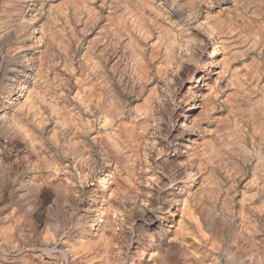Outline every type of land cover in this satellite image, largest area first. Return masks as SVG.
I'll use <instances>...</instances> for the list:
<instances>
[{
    "label": "rangeland",
    "instance_id": "rangeland-1",
    "mask_svg": "<svg viewBox=\"0 0 264 264\" xmlns=\"http://www.w3.org/2000/svg\"><path fill=\"white\" fill-rule=\"evenodd\" d=\"M18 28L21 32L15 31ZM32 29L34 34H31ZM203 34L211 35V42L223 39L219 51L225 56L220 62L225 71L222 70L224 74L216 84L212 82L213 92L209 95L212 103L195 129L197 135L194 139L197 141L192 147L194 155L185 160L184 165L195 172L210 170L212 175L209 173L206 185L211 187L198 188V192L194 189L195 184L190 182L181 186L179 191L186 203L182 208L178 204L175 211L178 212L174 217L178 225L170 229L174 232L165 234L160 229L145 226L139 209L145 206L152 216L165 217L168 213L165 208L173 207L171 203L168 205V201L169 196L175 193L172 190H176L177 176L171 159L174 155L173 141L179 136H174L170 128L175 121L174 113L179 109V98L189 97L188 87L195 80L191 78L192 74L202 70L211 51V46L208 49L204 47ZM32 40L35 42L31 50L28 48ZM21 55H25L27 64L32 68L30 79L33 78L31 83L34 87L44 94L50 104L55 107L61 105L62 116L64 112L72 118L80 114L85 104L80 93L83 84H80V79L97 70L94 74L97 77L90 76L93 79L91 84L97 89V110L107 117L116 113L115 124L119 125L116 134L120 138L114 137L119 146L126 139L132 142L127 147L121 146L122 153L117 157L110 154L109 160L104 161V150L110 147L106 139L98 147L89 140L86 143L80 141L79 135L67 140L59 129L54 136L53 122L48 127L49 132L38 136L34 150H27L24 142L16 136L7 139L0 134V264H88L91 256L94 257L93 264H97L104 252V259L109 261L105 264H143L149 251L156 253L152 261L154 264H264V0H0V104L6 103L7 82L15 75L14 67L19 66ZM139 62H143V66ZM88 65L91 66L88 68ZM92 67H100L102 73ZM97 85H100L99 88ZM108 107L109 113L105 110ZM7 109L9 111L8 106ZM253 124L254 127L251 126ZM94 125L95 132L99 128L97 120ZM134 137L140 146L137 147L139 143L134 142ZM78 146L83 147L82 150ZM78 149L92 154L90 160L94 162L91 164L88 160V163H83L84 177L75 170L72 162L80 154ZM199 164L206 165V169ZM61 168L64 170L63 177L73 178V185L69 186H74V190L68 187V191H64L56 179L45 178ZM108 168L114 171L115 180L103 188L108 190L116 183L111 190H119L122 185L127 189L125 192L120 188V193L114 189L111 197L106 190L103 209L107 204L105 210L109 209L110 221H113L100 229L101 233L93 235L82 229L87 219L81 209L93 205V191H96L93 188L103 184L105 179L100 171H109L106 170ZM27 176L34 182H42L32 193L25 184ZM256 179L258 181L255 182ZM245 181H251L255 189L245 186ZM50 182L52 185L48 184ZM215 185L218 190L213 188ZM88 189L92 190L89 192ZM208 189L209 193L204 192ZM210 190L215 194L213 198V194L209 195ZM118 193L122 195L119 197ZM15 194H23L25 198ZM241 196L244 197L242 201ZM242 211H245L244 215H241ZM235 225L237 228L240 225L239 230ZM161 239L166 242L162 247L157 243ZM74 250L78 254L70 259Z\"/></svg>",
    "mask_w": 264,
    "mask_h": 264
},
{
    "label": "bare ground",
    "instance_id": "bare-ground-1",
    "mask_svg": "<svg viewBox=\"0 0 264 264\" xmlns=\"http://www.w3.org/2000/svg\"><path fill=\"white\" fill-rule=\"evenodd\" d=\"M16 1V0H15ZM30 2V1H29ZM122 3V2H121ZM125 3V2H124ZM123 3V4H124ZM120 4V3H119ZM125 5V4H124ZM127 6V5H126ZM128 11V10H127ZM130 15V14H129ZM31 16V15H30ZM22 18V17H21ZM28 19L29 20H32V17L31 18H29L28 17ZM219 19V18H218ZM28 20V21H29ZM140 20V19H139ZM219 21V20H218ZM217 22H215V24H216ZM227 24V23H226ZM231 24V23H230ZM206 26V25H205ZM209 27V26H208ZM235 27H237V26H235ZM234 27V28H235ZM23 28V27H22ZM33 28H35V27H33ZM20 28H18V29H15V31L17 30L18 32H21V30H19ZM25 29V28H24ZM33 30V32L31 33V34H34L35 33V30L34 29H32ZM203 30V29H202ZM216 30V29H215ZM23 31V30H22ZM17 32V34H19ZM118 32V31H117ZM202 33V32H201ZM205 33V32H204ZM233 33V32H232ZM229 34V33H228ZM204 35V34H203ZM237 35V34H236ZM18 36V35H17ZM205 36V37H204ZM203 37H204V39L202 40L203 41V43H204V47H205V49H208V48H210V46H211V51L209 52V54H208V57H207V59L205 60V63L203 64V68H202V70L201 71H199V72H195V73H193L192 74V79L194 78L195 80H193L194 82L192 83V84H190V87H188V92H189V97L186 99V98H179V96L178 97H176V99L178 100V98H179V109H177V111H176V113H174L175 114V121H174V123L172 124V127L170 128V129H172L171 130V132H172V134L174 135V136H179V137H176V139L173 141L174 143H173V150H172V152H173V160L171 159V161H173L174 163H173V166H174V174L177 176L176 178H177V180L175 179V181H176V190H172V191H174L175 193H174V195L171 197V196H169L170 197V200L168 201L169 203H168V205L171 203L172 205H173V207H172V209H169L170 207L168 206L167 208H165L166 210H167V215L165 216V217H161V216H155V215H153L152 216V214L150 213V211L149 210H147L146 209V207L144 206V207H141V209H139V210H141L142 211V213H143V215H142V217H144V219H142L141 217H140V219H142V221H144V222H146V225L145 226H148V228H153V229H155V228H157V229H160V230H162L165 234H167V233H171L173 230H170V229H175L176 227H177V225H178V223H176L175 222V219L176 218H174L175 216H177L178 214V212L176 213L175 211H177V207H178V204H180V206H181V208L185 205V203H186V199H185V197H181V195L182 194H180V189H181V186H183V185H185V184H187L188 183V185L191 183V184H195V185H193V186H195L196 188H194L195 190H198V188L200 189V188H202L203 189V187H205L206 186V188L208 187H211L210 185L208 186V185H206L207 184V180L209 179V171H203V172H195V171H191V170H193V169H191V170H189V169H186L185 168V165H184V163H185V160H187L188 158H190L191 156H193L194 155V153H193V151H192V147H193V145H195V143H196V141H197V139L195 138L194 139V137H195V135H197V134H195L194 132L197 130L196 129V127H198V125H199V123H200V121H201V117L205 114L204 112H206L207 110H208V108L210 107V104L212 103L211 101H210V99H209V95L210 94H212V92H213V85H212V82L213 83H215L216 84V81L218 80V78L220 77V76H222L223 74H224V72H223V74H222V70H224L223 69V67L220 65V62H222L221 60V57H223V59H224V57L225 56H222L221 55V52L219 51V46L223 43V39L221 40V39H219V41H213V42H211V35H204ZM35 37V36H34ZM233 38V37H232ZM33 39V38H32ZM31 40V39H30ZM224 40H226V39H224ZM231 40V39H230ZM34 40H32V41H29L30 42V45H29V48L28 49H33V43L35 42H33ZM40 41V40H39ZM227 41V40H226ZM28 42V41H27ZM172 42V41H171ZM155 43V42H154ZM151 44V43H150ZM149 44V45H150ZM183 46H184V44H182ZM158 46H159V44H158ZM167 46V45H166ZM179 46V45H178ZM181 46V45H180ZM183 46L181 47L182 49H183ZM222 46V45H221ZM227 46V45H226ZM185 47V46H184ZM166 48V47H165ZM169 48V47H168ZM188 48V47H187ZM227 48V47H226ZM157 49V48H156ZM178 49L180 50V48L178 47ZM186 49V48H185ZM168 50V49H167ZM184 50V49H183ZM182 50V51H183ZM29 51V50H28ZM172 51H173V48H172ZM181 51V50H180ZM179 51V52H180ZM189 51H191V50H189ZM225 51V50H224ZM174 52H175V50H174ZM178 52V51H177ZM166 53V52H165ZM170 53H171V51H170ZM188 53V52H187ZM186 53V55H188ZM137 54V53H136ZM135 54V55H136ZM167 54V53H166ZM175 54V53H174ZM191 54H192V51H191ZM197 54V53H196ZM170 55H172V54H170ZM176 55V54H175ZM182 55L183 54H181L180 56H181V58H182ZM195 55V54H194ZM198 55V54H197ZM140 56V55H139ZM30 57V56H29ZM137 57V56H136ZM141 57V56H140ZM176 57V56H175ZM229 57H231V56H229ZM27 58V57H26ZM32 58V57H31ZM30 58V59H31ZM37 58V57H36ZM184 58V57H183ZM34 59V58H33ZM33 59H31V60H33ZM230 58H228V60H229ZM20 60V64H19V66H17V67H14V70H16V72H15V75L13 76H11L10 77V79H9V81L7 82V89H6V94H5V97L4 98H6V103H2V104H0V134H2L3 136H5L7 139L8 138H10V137H13V136H16V137H18V138H20L24 143L23 144H25V146H26V148H27V150L28 149H30V150H34L35 149V146H36V143H37V141H38V139H39V135H42V133H44L45 131H47V132H49V130H48V127L49 126H51V123L53 122V126H51L52 128H53V132H54V136H55V132L59 129V130H61V131H63L64 132V134L67 136V140H69V139H75V137H76V135H79L80 137H81V140L80 141H83V142H85L86 143V141L87 140H89V142L90 143H93V145L94 146H101L102 144H103V141L106 139L107 140V143H108V145L110 146V147H106L105 149L106 150H104L103 148V150H104V155H103V160L105 161V160H109V158L108 157H111L110 156V154H114V155H116V157H117V154H120V153H122L121 151V146H123V147H127V144H129V142L131 141V139L129 140V139H126L125 141H123L122 142V145L121 146H119L120 144H118V142H117V138L116 137H114V136H117V134H116V128H117V126H119V125H117V124H115V121H116V119H117V116L115 115V114H112V115H110V116H105V115H103V113H101V111L99 110H97V108H98V104H99V101L96 99V90L97 89H95L96 87H95V85L92 83L91 84V82H92V78L90 77L93 73V69L95 70V68H93L92 69V71H91V73L92 74H90V76H84L82 79H80V84H82V82H83V84H82V87L80 86V93H82V98H83V100H84V102H85V104L83 105V107H82V109H81V112H80V114H78V116L76 117V118H72V117H70L69 116V114H65L64 115V112H62L63 113V116L61 115V112H60V110L61 109H59L60 108V106L58 107V106H53L52 104H50L51 102L50 101H48L47 100V98L44 96V94H42V93H40V91H38L37 90V88L36 87H34V84L33 83H31V80L33 79H30L31 78V75H30V73L31 72H33L32 71V68H30L29 67V63L27 64V60L25 59V55H21L20 56V58L18 59V61ZM38 60V59H37ZM225 60H226V58H225ZM141 61V60H140ZM172 61V60H171ZM184 61H185V59H184ZM38 62V61H37ZM94 62V61H93ZM34 63V62H33ZM38 63H40V62H38ZM140 63V62H139ZM143 63V62H142ZM142 63H140L141 65H142ZM228 63V62H227ZM97 64V63H96ZM177 64V63H176ZM32 65V64H31ZM179 65V64H178ZM35 66V65H34ZM91 65H88V68L90 67ZM138 66V65H137ZM143 66V65H142ZM29 67V68H28ZM39 67V66H38ZM140 67V66H139ZM100 68V67H99ZM98 67L96 68V69H99ZM145 68V67H144ZM146 69V68H145ZM100 70V72L102 71L101 69H99ZM147 70V69H146ZM145 70V71H146ZM97 71V70H96ZM96 71H95V73H96ZM225 71V70H224ZM35 73H36V71H35ZM88 73V72H87ZM90 73V72H89ZM94 73V74H95ZM98 73V72H97ZM102 73V72H101ZM142 73V72H141ZM92 75V76H95V75ZM144 74V73H143ZM222 74V75H221ZM98 75H99V73H98ZM95 77H97V75L95 76ZM99 77V76H98ZM100 77H102V76H100ZM99 77V78H100ZM104 77V76H103ZM95 79H97V78H95ZM109 81V80H108ZM33 82V81H32ZM95 82V81H94ZM98 82V81H97ZM84 83H86V84H84ZM100 83V82H99ZM98 83V84H99ZM101 84V83H100ZM103 84V83H102ZM83 85H84V87H83ZM110 85V84H109ZM98 86H100V85H97V87ZM101 87H103L102 85H101ZM110 87V86H109ZM99 88V87H98ZM101 90V89H100ZM113 90V89H112ZM216 90V89H215ZM17 93V95H15ZM75 94V93H74ZM176 94V93H175ZM108 95V94H107ZM183 95V94H182ZM77 96L79 97V95L77 94ZM103 96V95H102ZM76 99H77V97H76ZM112 99V98H111ZM115 99V98H114ZM79 102L81 101V99H79L78 100ZM145 101V100H144ZM143 101V102H144ZM174 101V100H173ZM50 102V103H49ZM117 102H119V100L117 101ZM262 102H263V100H262ZM262 102H260V103H262ZM54 103V102H53ZM145 103V102H144ZM257 103V102H256ZM259 103V102H258ZM56 104V103H55ZM80 104H83V103H81L80 102ZM79 104V105H80ZM151 104V103H150ZM253 104V103H252ZM6 105V106H5ZM57 105H58V103H57ZM259 105V104H258ZM263 105V104H262ZM7 106H8V108H9V111H8V109H7ZM82 106V105H81ZM81 106H79V108H81ZM102 106V105H101ZM77 107V106H76ZM187 107V108H186ZM256 107V106H255ZM121 108H122V106H121ZM121 108H119V109H121ZM71 109V108H70ZM69 109V110H70ZM94 109H96V112H95V110ZM104 109V108H103ZM110 110V108L108 107V108H106L105 110ZM118 109V110H119ZM175 109V108H174ZM66 110V109H65ZM80 110V109H79ZM94 110V111H93ZM108 110H107V112H108ZM134 110V109H133ZM138 110V109H137ZM255 110V109H254ZM257 110V109H256ZM76 111V110H75ZM104 111V110H103ZM102 111V112H103ZM249 111V110H248ZM258 111V110H257ZM70 112V111H69ZM120 112H123V111H121L120 110ZM242 112V111H241ZM262 112V111H261ZM109 113V112H108ZM81 114H84V115H87V117H83ZM105 114V113H104ZM107 114V113H106ZM209 114V113H208ZM207 114V115H208ZM245 114V113H244ZM130 115H133V117L135 116L134 114H131L130 113ZM144 115V114H143ZM172 116H173V114H171ZM16 116V117H15ZM122 116V115H121ZM121 116H119V117H121ZM139 116V115H138ZM131 116H129V118H130ZM204 117H207V116H204ZM261 118V117H260ZM120 119V118H119ZM143 119H144V117H143ZM147 119V118H146ZM207 119V118H206ZM256 119V118H255ZM96 120L98 121V123H99V126H97V127H99L98 128V130L97 131H93V128H94V130H95V125H94V123L96 122ZM141 120V119H140ZM253 120V119H252ZM124 121H126V120H124ZM128 121V120H127ZM148 121V120H147ZM206 121V120H205ZM254 121V120H253ZM172 122H173V120H172ZM256 123H257V120L255 121ZM148 123V122H147ZM261 123V122H260ZM259 123V124H260ZM97 124V123H96ZM142 124H145L144 122L142 123ZM263 124V123H262ZM261 124V125H262ZM129 125V124H128ZM116 126V127H115ZM130 126V125H129ZM156 126V125H155ZM202 126V125H201ZM204 126V125H203ZM251 126H253L254 127V124L253 125H251ZM257 126V125H256ZM157 127V126H156ZM155 127V128H156ZM206 127V126H205ZM204 127V128H205ZM208 128V127H207ZM51 129V128H50ZM129 129V128H128ZM162 129V128H161ZM196 129V130H195ZM213 129V128H212ZM214 129H216V128H214ZM253 129V128H252ZM256 129V128H255ZM260 129V128H259ZM262 129H264V127L262 128ZM58 130V131H59ZM130 130V129H129ZM145 130V129H144ZM158 130V129H157ZM206 130V129H205ZM217 130V129H216ZM215 130V131H216ZM219 130V129H218ZM224 130H226V129H224ZM118 131V130H117ZM131 131V130H130ZM130 131H128V132H130ZM203 131V130H202ZM207 131H209V129H207ZM51 132V131H50ZM131 133V132H130ZM130 133H129V135H130ZM164 133V132H163ZM198 133V132H197ZM261 133H262V130H261ZM264 133V132H263ZM49 134V133H48ZM61 134H63V133H61ZM63 134V135H64ZM199 134H200V132H199ZM236 134V133H235ZM51 135V134H50ZM135 135V134H134ZM54 136H52V137H54ZM122 136V135H121ZM131 136V135H130ZM136 136V135H135ZM201 136V135H200ZM239 136V135H238ZM117 137H119V136H117ZM173 137V136H172ZM199 137V136H198ZM203 137V136H202ZM208 137V136H207ZM233 137V136H232ZM113 138H115V139H113ZM120 138V137H119ZM135 138V137H134ZM136 138H137V136H136ZM136 138H135V143L137 142L136 141ZM175 138V137H174ZM231 138V137H230ZM13 139V138H12ZM52 139V138H51ZM55 139V138H54ZM171 139V138H170ZM210 139V138H209ZM260 139V138H259ZM55 140H57V139H55ZM78 140V139H77ZM204 140H206V139H204ZM213 139H211V141H212ZM219 140V139H218ZM229 140V139H228ZM236 140V139H235ZM50 141H52V140H50ZM54 141V140H53ZM109 141H110V144H109ZM120 141H121V139H120ZM78 141H76V143H77ZM132 142V141H131ZM133 142V143H134ZM202 142V141H201ZM216 142V141H215ZM229 142V141H228ZM21 143V142H20ZM81 143V142H80ZM79 143V144H80ZM119 143H121V142H119ZM137 143H139V145L138 144H136L137 145V147L138 146H140V142H137ZM212 143V142H211ZM231 143V142H230ZM240 143V142H239ZM252 143V142H251ZM40 144H42V143H40ZM60 144V143H59ZM78 144V143H77ZM56 145V144H55ZM81 145V144H80ZM84 145V144H83ZM83 145H81V146H83ZM106 145V144H105ZM104 145V146H105ZM131 145H134V144H131ZM236 145H238V144H236ZM41 146V145H40ZM57 146V145H56ZM65 146V145H64ZM74 147H76L75 146V144L73 145ZM86 146H88V145H85V147ZM92 146V145H91ZM135 146V145H134ZM168 146V145H167ZM231 146H232V144H231ZM239 146V145H238ZM58 147V146H57ZM63 147V146H62ZM79 147V146H78ZM97 147V148H98ZM128 147H130V145L128 146ZM136 147V148H137ZM65 148H67L66 146H65ZM64 148V149H65ZM80 148V147H79ZM81 148H83V147H81ZM80 148V149H81ZM92 148H93V146H92ZM95 148V147H94ZM96 148V149H97ZM136 148H133V149H136ZM169 148V147H168ZM171 148V147H170ZM232 148H235L234 146L232 147ZM242 148H243V146H242ZM25 149V148H24ZM39 149V148H38ZM69 149V148H68ZM76 149V148H75ZM80 149H78L77 151H79L80 152V154L79 155H77V156H75L74 158H73V166L76 168L75 170H77L78 171V173L82 176L83 175V177L84 176H86L85 175V171H84V168H83V163H85V162H87L88 160H90V158H92V154L91 155H89L88 153H83ZM100 149H101V147H100ZM239 149H241V148H239ZM244 149V148H243ZM29 150V151H30ZM61 150V149H60ZM74 150V148H72V151ZM86 150V149H85ZM84 150V151H85ZM131 150V149H130ZM169 150V149H168ZM28 151V152H29ZM76 151V150H75ZM74 151V152H75ZM94 151V150H93ZM95 151H97V150H95ZM129 151V150H128ZM170 151V150H169ZM250 151V150H249ZM27 152V153H28ZM39 152H41V151H39ZM63 152V151H62ZM125 152V151H124ZM135 152H137V151H135ZM134 152V153H135ZM245 152V151H244ZM92 153V152H91ZM101 153V152H100ZM42 154H43V152H42ZM72 154H73V152H72ZM131 154V153H130ZM130 154H128V155H130ZM170 154V153H169ZM172 154V153H171ZM124 155V154H123ZM137 155H139V153L137 154ZM28 156V155H27ZM26 156V157H27ZM44 156V155H43ZM91 156V157H90ZM125 156V155H124ZM140 156V155H139ZM209 156L211 157V155L209 154ZM130 158H132L131 156H129ZM201 157V156H200ZM246 157H248V156H246ZM250 157V156H249ZM262 157V156H261ZM264 157V156H263ZM25 158V157H24ZM69 158H70V155H69ZM127 158V157H126ZM137 159H139V157H136ZM251 158V157H250ZM110 159H113V158H110ZM121 158H119V160H120ZM167 159V158H166ZM248 158H246V160H247ZM260 159H262V158H260ZM94 160V159H93ZM122 160V159H121ZM126 160H128V159H126ZM132 161H133V158L131 159ZM189 160V159H188ZM26 161H28V160H26ZM65 161H67V160H65ZM103 161V162H104ZM129 161V160H128ZM139 161H141V160H138V162ZM147 161V160H146ZM206 161V160H205ZM210 161H211V159H210ZM256 161V160H255ZM89 162V161H88ZM87 162V163H88ZM90 162H91V160H90ZM93 162V161H92ZM92 162H91V164H92ZM110 162V161H109ZM27 163V162H26ZM86 163V164H87ZM94 163V162H93ZM106 163V162H105ZM104 163V164H105ZM124 163V162H123ZM136 163H137V160H136ZM193 163V162H192ZM208 163V162H207ZM28 164V163H27ZM90 164V165H91ZM107 164V163H106ZM132 163H130V165H131ZM134 164V163H133ZM141 164V163H140ZM140 164H139V166H140ZM202 164V163H201ZM201 164H199V166L201 165ZM113 166H115V165H117V164H112ZM146 165V164H145ZM203 165V164H202ZM66 166V165H65ZM64 166V167H65ZM148 166V165H147ZM190 166V165H189ZM198 166V168L200 169V167L202 168L203 166H200L199 167ZM206 166V165H205ZM205 166L203 167V168H205ZM208 166V165H207ZM28 167V166H27ZM36 167V166H35ZM40 167V166H39ZM54 167H56V166H54ZM61 167V166H60ZM85 167V166H84ZM87 167V166H86ZM90 167V166H89ZM97 167V166H96ZM134 167V166H133ZM257 168H259L260 166H256ZM67 168V167H66ZM88 168V167H87ZM86 168V169H87ZM98 168V167H97ZM101 169H102V167H100ZM107 168V167H106ZM139 168V167H138ZM211 168V167H210ZM252 168V167H251ZM56 169H58V168H56ZM56 169H55V171H53V174L52 175H50V173H49V177H48V175L45 177V178H47V179H50V178H53V179H56L57 180V184L58 185H60L61 187H63V190L64 191H68V187H70L69 185H73V178H72V182H71V178H66V177H63V172H64V170L61 168L59 171H56ZM85 169V170H86ZM113 169V168H112ZM118 169H120V168H117V170ZM129 169V168H128ZM144 169V168H143ZM142 169V170H143ZM147 169V168H146ZM164 169V168H163ZM172 169V168H171ZM206 169V168H205ZM208 169H209V167H208ZM254 169V168H253ZM52 170V169H51ZM54 170V169H53ZM63 170V171H62ZM106 170H109V168L108 169H106ZM135 170V169H134ZM138 170V169H137ZM141 170V171H142ZM145 170V169H144ZM44 171V170H43ZM110 171V170H109ZM100 171V172H102V174L104 175V177H103V179H105L104 181H102V183L103 184H101L100 186H98L99 188H96L95 187V189L93 188V190H96L95 191V193H94V191H93V194H95V201H94V203H93V205H87L84 209H81L82 210V212H83V214L85 215V219H87V221L86 222H84V225H83V227H82V229L83 230H86L87 232H90V234H93V235H97V233H99V231H100V229H102L104 226H107L108 225V223H110V222H112V221H110V217L109 216H111V212H108V210H105L106 208H107V202L105 203L106 204V207H105V209H103V202H105V201H103L104 200V198H105V195H106V190H107V185L108 184H112V181L113 180H115L114 178H115V173H113L114 171ZM255 172H256V169L254 170ZM87 172H88V169H87ZM86 172V173H87ZM99 172V173H100ZM115 172H116V170H115ZM120 172V171H119ZM118 172V173H119ZM132 172V171H131ZM138 172V171H137ZM168 172V171H167ZM261 172V171H260ZM44 173V172H43ZM52 173V172H51ZM76 173V172H75ZM98 173V172H97ZM96 173V174H97ZM134 173V172H133ZM146 173H148L147 172V170H146ZM171 173V172H170ZM173 173V172H172ZM213 173V172H212ZM259 173V172H258ZM262 173V172H261ZM117 174V173H116ZM124 174V173H123ZM122 174V175H123ZM131 174V173H130ZM141 174V173H140ZM167 174V173H166ZM73 175V174H72ZM125 175V174H124ZM210 175H212L211 173H210ZM254 175V174H253ZM259 175H260V173H259ZM102 176V175H101ZM142 176V175H141ZM159 176V175H158ZM166 176V175H165ZM255 176V175H254ZM261 176V175H260ZM3 177V176H2ZM91 177V176H90ZM121 177V176H120ZM128 177V176H127ZM126 177V178H127ZM136 177V176H135ZM134 177V178H135ZM140 176H138V178H139ZM147 177V176H146ZM149 177V176H148ZM170 177V176H169ZM213 177V176H212ZM253 177V176H252ZM262 177V176H261ZM26 178V177H25ZM27 178L28 179H26L25 180V184H26V186L28 187V191H31L30 193H32V191H35V190H37L41 185H42V182H39V183H37V182H34L33 180L34 179H32L31 177H29V176H27ZM64 178V179H63ZM97 178H98V176H97ZM132 178V177H131ZM141 178V177H140ZM144 178V177H143ZM149 178H151V177H149ZM149 178H148V180H149ZM160 178V177H159ZM162 178V177H161ZM208 178V179H207ZM210 178H211V176H210ZM214 178V177H213ZM212 178V180H213V182H214V179ZM216 178H218V177H216ZM260 178V177H259ZM37 179V178H36ZM42 179V178H41ZM99 179V178H98ZM100 179H102V178H100ZM6 180V179H5ZM80 180V179H79ZM118 180V179H117ZM132 180V179H131ZM138 180V179H137ZM140 180V179H139ZM138 180V181H139ZM145 180V179H144ZM147 180V179H146ZM147 180V181H148ZM160 180V179H159ZM174 180V179H173ZM249 180H252V179H249ZM45 181V180H44ZM43 181V182H44ZM83 181H85V178L83 179ZM87 181H88V179H87ZM98 181V180H97ZM124 181V180H123ZM127 181V179H125V181H124V183ZM128 181H130V179L128 180ZM163 181V180H162ZM165 181V180H164ZM170 181H171V178H170ZM175 181H173V182H175ZM209 181V180H208ZM256 181H258V179H256L255 180V182ZM260 181H262L261 179H260ZM47 180H46V184H47ZM134 182V181H133ZM133 182H131V183H133ZM137 182V181H136ZM158 182V181H157ZM159 182H161V181H159ZM168 182V181H167ZM190 182V183H189ZM85 183H87V182H85ZM89 183V182H88ZM87 183V184H88ZM99 183H101V182H98V184ZM115 183V182H114ZM129 182H127V184H128ZM139 183V182H138ZM141 183H142V181H141ZM145 183V182H144ZM149 183V182H148ZM163 183H165V182H163ZM169 183V182H168ZM167 183V184H168ZM171 183V182H170ZM169 183V184H170ZM216 183V182H215ZM246 185L245 186H247V187H249V188H254L255 189V187H252V185H251V181L250 182H247L246 183V181L244 182ZM243 183V184H244ZM21 184L23 185V181L21 182ZM48 184H51V182L50 183H48ZM116 184V183H115ZM114 184V185H115ZM162 184V183H161ZM166 184V183H165ZM168 184V185H169ZM174 184V183H173ZM209 184V183H208ZM210 184H212V182L210 183ZM214 184V183H213ZM52 185V184H51ZM84 185V184H83ZM82 185V186H83ZM93 185V184H92ZM95 185V184H94ZM113 185V186H114ZM129 185V184H128ZM131 185H134V184H131ZM143 185V184H142ZM217 185V184H216ZM214 186L213 188H215V187H217V186ZM20 186V185H19ZM24 186V185H23ZM24 187V191H25V188H27V187ZM44 186V185H43ZM49 186V185H48ZM54 186V185H53ZM79 186V185H78ZM104 186H107V187H105V188H103ZM110 186H112V185H110ZM112 186V187H113ZM118 186V185H117ZM191 186V185H190ZM261 186V185H260ZM71 187H73V190H74V186H71ZM70 187V188H71ZM76 187V186H75ZM86 187V186H85ZM112 187L111 188H109L107 191H108V197H111L112 196V192H113V190L115 189V191L117 190L116 188H113V190H111L112 189ZM116 187V186H115ZM119 187V186H118ZM117 187V188H118ZM134 187V186H133ZM136 187H138V186H136ZM151 187H152V185H151ZM154 187V186H153ZM169 187V186H168ZM21 188V187H20ZM49 188V187H48ZM70 188H69V191H70ZM77 188V187H76ZM122 190H124L125 192H126V189H124V187H123V185L122 186H120L118 189L120 190V191H122ZM132 188V187H131ZM145 188V187H144ZM171 188V187H170ZM172 188H174V186L172 187ZM213 188H211V189H213ZM23 189V188H22ZM72 189V188H71ZM152 189V188H151ZM158 189V188H157ZM162 189H164V188H162ZM168 189V188H167ZM191 189V188H190ZM205 189V188H204ZM217 190H218V187L216 188ZM27 190V189H26ZM57 190V189H56ZM79 190H81V189H79ZM89 190V192L92 190H90V189H88ZM119 190H117L119 193H120V191ZM194 190V191H195ZM216 190V191H217ZM253 190V189H252ZM17 191H19V190H17ZM87 191V190H86ZM86 191L84 192L85 194H86ZM110 191V192H109ZM116 191V192H117ZM123 191V192H124ZM131 191V190H130ZM138 191V190H137ZM167 191V190H166ZM209 191V189L208 190H206V191H204V192H208ZM214 191V189L212 190V192ZM215 191V192H216ZM220 191V190H219ZM26 192V191H25ZM25 192H22V193H25ZM58 192H60L59 190H58ZM71 192V191H70ZM140 192V191H139ZM198 192H199V190H198ZM198 192L196 191V193L198 194ZM251 192V191H250ZM254 192V191H253ZM253 192H252V194H253ZM257 192V191H256ZM259 192V191H258ZM39 193V192H38ZM64 193H66V192H64ZM83 193V192H82ZM118 193V194H119ZM131 193V192H130ZM129 193V194H130ZM143 193V192H142ZM194 193V192H193ZM192 193V194H193ZM195 193V194H196ZM202 193V192H201ZM209 193V192H208ZM207 193V194H208ZM214 193V192H213ZM213 193H211V190H210V194L209 195H211V194H213ZM255 193V192H254ZM260 193V192H259ZM29 194V193H28ZM57 194H59V193H57ZM56 194V195H57ZM69 194V193H68ZM203 194H205V193H203ZM206 194V195H207ZM217 194V193H216ZM242 194H243V192H242ZM246 194V193H245ZM245 194H243V196L245 195ZM252 194H250V196L252 195ZM16 196H18L19 198H21V196L22 197H24L23 196V194L21 195H19V194H15ZM114 195H115V193H114ZM122 195V193L121 194H119V197ZM131 195V194H130ZM146 195V194H145ZM148 195H150V194H148ZM164 195V194H163ZM185 195H187V194H185ZM208 195V196H209ZM214 195L215 194H213V196H212V198L214 197ZM254 195V194H253ZM252 195V196H253ZM28 196V195H27ZM93 196V195H92ZM132 196V195H131ZM204 196V195H203ZM217 196V195H216ZM215 196V197H216ZM243 196H241L240 197V199L243 197ZM246 196V195H245ZM247 196H249V195H247ZM255 196H257V195H255ZM164 197V196H163ZM206 197V196H205ZM259 197H261V196H259ZM17 198V197H16ZM25 198V197H24ZM113 198V197H112ZM124 198V197H123ZM136 198H137V196H136ZM203 198V197H202ZM209 198V197H208ZM212 198H210V199H212ZM244 198V197H243ZM247 199L249 198V197H246ZM167 199V198H166ZM196 199V198H195ZM198 199V198H197ZM240 199H238L239 201H240ZM37 200V199H36ZM108 200H109V198H108ZM113 200H115V199H113ZM145 200V199H144ZM254 200V199H253ZM252 200V201H253ZM90 201V200H89ZM110 201V200H109ZM108 201V202H109ZM140 201H142V200H140ZM148 201H150V200H148ZM241 201H242V199H241ZM240 201V202H241ZM145 202V201H144ZM239 202V203H240ZM246 202V201H245ZM148 203V202H147ZM150 203V202H149ZM200 203V202H199ZM241 203H244V202H241ZM252 203V202H251ZM89 204H91V203H89ZM111 204H112V202H111ZM139 204V203H138ZM245 204V203H244ZM243 204V205H244ZM247 204V203H246ZM29 205V204H28ZM241 205V204H240ZM85 206V205H84ZM115 206V205H114ZM165 206V205H164ZM249 206V205H248ZM251 206V205H250ZM253 206V205H252ZM186 207H188V206H185V208ZM27 208V207H26ZM82 208V207H81ZM261 208V207H260ZM163 209V208H162ZM133 210H135V209H133ZM214 210V209H213ZM240 210V209H239ZM25 211V210H24ZM141 211H138L139 213H141ZM180 211V210H179ZM185 211V210H184ZM231 211V210H230ZM241 211V210H240ZM22 212V211H21ZM27 212H28V210H27ZM218 212V211H217ZM238 212V211H237ZM109 213H110V215H109ZM244 213H245V211H244ZM244 213H243V211H242V213H241V215H244ZM179 214H180V212H179ZM212 214V213H211ZM228 215H229V213H227ZM239 214V213H238ZM257 214V213H256ZM117 215V214H116ZM157 215H159V214H157ZM181 215V214H180ZM217 215V214H216ZM232 215V214H231ZM240 215V214H239ZM138 216H140V215H138ZM196 216V215H195ZM222 216V215H221ZM251 216V215H250ZM250 216H248L249 218H251ZM137 217V216H136ZM181 217V216H180ZM219 217V216H218ZM230 217V216H229ZM242 217V216H241ZM246 217V216H245ZM248 217H246V218H248ZM114 218V217H113ZM139 218V217H138ZM137 218V219H138ZM217 218V217H216ZM220 218H222V217H220ZM244 218V217H243ZM5 219V218H4ZM15 219V218H14ZM136 219V218H135ZM179 219V218H178ZM242 219V218H241ZM240 219V220H241ZM245 219V218H244ZM100 220V221H99ZM139 220V219H138ZM237 220H238V218H237ZM239 220V221H240ZM246 220V219H245ZM244 220V221H245ZM250 220V219H249ZM243 221V222H244ZM117 222V221H116ZM251 222V221H250ZM249 222V223H250ZM182 223V222H181ZM231 223V222H230ZM245 223V222H244ZM16 224V223H15ZM115 224V223H114ZM218 224V223H217ZM219 224H220V222H219ZM238 224V223H237ZM241 224V223H240ZM251 224V223H250ZM112 225V224H111ZM222 225V224H221ZM224 225V224H223ZM233 225V224H232ZM252 225V224H251ZM6 226H7V224H6ZM109 226H110V224H109ZM113 226V225H112ZM236 226V228H237V225H235ZM253 226V225H252ZM217 227H219V226H217ZM11 228V227H10ZM105 228V227H104ZM111 228V227H110ZM147 228V227H146ZM147 228V229H148ZM233 228V227H232ZM238 228H240V225H238ZM237 228V229H238ZM114 229V228H113ZM152 229V230H153ZM157 229H155V230H157ZM254 229V228H253ZM4 230V229H3ZM10 230V229H9ZM13 230V229H12ZM106 230H110V229H106ZM111 230H112V228H111ZM234 230H236V229H234ZM239 230V229H238ZM245 230V229H244ZM254 230H256V229H254ZM237 231V230H236ZM235 231V232H236ZM5 232V231H4ZM12 232V231H11ZM106 232V231H105ZM174 232V231H173ZM183 232V231H182ZM217 232V231H216ZM242 232V231H241ZM240 232V233H241ZM254 232H256V231H254ZM259 232V231H258ZM78 233V232H77ZM100 233H101V231H100ZM189 233V232H188ZM237 233H239V232H237ZM250 233H252L251 231H250ZM5 234H7V233H5ZM10 234H12V233H10ZM212 234V233H211ZM216 234V233H215ZM246 234H247V231H246ZM49 235V234H48ZM52 235V234H51ZM99 235V234H98ZM101 235H103V234H101ZM105 235V234H104ZM214 235V234H213ZM243 235V234H242ZM241 235V236H242ZM248 235H249V233H248ZM252 235V234H251ZM250 235V236H251ZM5 236V235H4ZM3 236V237H4ZM107 236V235H106ZM154 236V235H153ZM236 236V235H235ZM81 237V236H80ZM100 237V236H99ZM248 238H249V236H247ZM252 237V236H251ZM170 238V237H169ZM175 238V237H174ZM192 238V237H191ZM5 239V238H4ZM7 239V238H6ZM99 239V238H98ZM204 239H205V237H204ZM217 239V238H216ZM250 239V238H249ZM252 239V238H251ZM256 239V238H255ZM254 239V240H255ZM47 240V239H46ZM180 240V239H179ZM208 240V239H207ZM257 240V239H256ZM7 241V240H6ZM156 241V240H155ZM214 241V240H213ZM11 242V241H10ZM67 243V241H64V243ZM196 242V241H195ZM215 242V244H216V241H214ZM214 242H213V244H214ZM235 242V241H234ZM12 243V242H11ZM62 243H63V241H62ZM78 243V242H77ZM81 243H82V241H81ZM158 245H163V243H166L165 241H162V239L161 240H159L158 242ZM256 243V242H255ZM103 244H105V243H103ZM183 244V243H182ZM14 245V244H13ZM70 245V244H69ZM186 245V244H185ZM211 245V244H210ZM75 246V245H74ZM82 246V245H81ZM90 247H91V245H89ZM93 246V245H92ZM168 246H169V244H168ZM253 246V245H252ZM16 247V246H15ZM67 247H69V246H67ZM76 247V246H75ZM93 247H95V246H93ZM101 247H103L102 245H101ZM162 247V246H161ZM217 247V246H216ZM234 247H235V245H234ZM18 248V246L16 247V249ZM70 248V247H69ZM68 248V249H69ZM79 248V247H78ZM83 248V247H82ZM88 248V247H87ZM92 248V247H91ZM104 248V247H103ZM136 248V247H135ZM259 248V247H258ZM23 249V248H22ZM21 249V250H22ZM74 249V247H72V250ZM159 249V248H158ZM162 249V248H161ZM165 249V248H164ZM163 249V250H164ZM70 250V249H69ZM90 250H92V249H90ZM102 250V249H101ZM100 250V251H101ZM137 250V249H136ZM156 250V249H155ZM166 250V249H165ZM221 250V249H220ZM232 250V249H231ZM75 252H73V253H71L73 256L72 257H69L70 259H72L73 257H75L76 256V254H78V253H76V250H74ZM82 251V250H81ZM107 251V250H106ZM66 252H68L67 250H66ZM91 252V251H90ZM97 252V251H96ZM102 252H103V250H102ZM222 251H220V253H221ZM232 252V251H231ZM106 252H104L103 254H101L102 256L101 257H96V255L98 254H96V255H94L96 258H98V263L97 264H105L106 262H107V260H106V258L104 259V257H103V255L105 254ZM163 253V252H162ZM82 253L80 252V255H81ZM147 254V258H146V260L144 261V263L145 264H147V262H151L152 263V261L154 260V255L156 254L155 253V251L153 252V251H149V252H147L146 253ZM164 254H165V252H164ZM223 254V253H222ZM231 254V253H230ZM87 255V254H86ZM170 255V254H169ZM221 255V254H220ZM228 255V254H227ZM79 256V255H78ZM105 256V255H104ZM107 256V255H106ZM167 256V255H166ZM230 256V255H229ZM90 257V256H89ZM93 258L94 257H92L91 256V258H89V260L87 261L86 259V261H87V263L89 264V263H91V264H93ZM107 258H108V256H107ZM238 258V257H237ZM67 259V258H66ZM183 259V258H182ZM77 260H80V259H78L77 258ZM167 260V259H166ZM170 260V259H169ZM82 261V260H81ZM95 261V260H94ZM168 261V260H167ZM188 261V260H187ZM186 261V262H187ZM75 262V261H74ZM109 262V261H108ZM107 262V263H108ZM78 263V262H77ZM143 263V264H144ZM185 263V262H184ZM32 264V263H31ZM86 264V263H85ZM139 264V263H138ZM152 264H154V262L152 263ZM174 264V263H173ZM186 264V263H185ZM189 264H191V263H189Z\"/></svg>",
    "mask_w": 264,
    "mask_h": 264
}]
</instances>
